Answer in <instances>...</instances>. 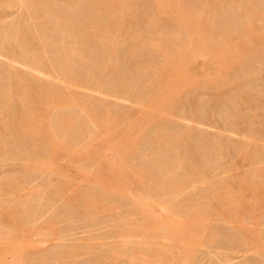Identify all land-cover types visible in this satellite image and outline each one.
<instances>
[{
  "label": "rangeland",
  "instance_id": "374dc122",
  "mask_svg": "<svg viewBox=\"0 0 264 264\" xmlns=\"http://www.w3.org/2000/svg\"><path fill=\"white\" fill-rule=\"evenodd\" d=\"M108 1L0 0V264H264V0Z\"/></svg>",
  "mask_w": 264,
  "mask_h": 264
},
{
  "label": "bare ground",
  "instance_id": "6f19581e",
  "mask_svg": "<svg viewBox=\"0 0 264 264\" xmlns=\"http://www.w3.org/2000/svg\"><path fill=\"white\" fill-rule=\"evenodd\" d=\"M109 1H110V0H109ZM109 1H108V2H109ZM179 3H180V2H179ZM162 4H163V3H162ZM176 5H178V4H176ZM163 6H164V5H163ZM166 6H167V5H166ZM170 6H171V5H170ZM101 10H102V9H101ZM101 10H100V11H101ZM190 10H191V9H190ZM190 10H189V11H190ZM179 11H180V10H179ZM187 12H188V11H187ZM254 12H255V11H254ZM108 13H109V11H108ZM234 13H235V11H234ZM256 13H257V12H256ZM186 14H187V13H186ZM188 14H189V13H188ZM204 15H205V14H204ZM102 16H103V15H102ZM107 16H109V15H107ZM178 16H179V15H178ZM241 16H242V15H241ZM187 18H188V17H187ZM196 19H197V18H196ZM92 20H93V19H92ZM107 20H108V19H107ZM93 21H94V20H93ZM97 21H98V20H97ZM98 22H99V21H98ZM203 22H204V21H203ZM207 22H208V21H207ZM90 23H92V21H91ZM95 24H96V23H95ZM198 24H199V23H198ZM203 24H204V23H203ZM196 26H197V25H196ZM202 26H203V25H202ZM204 26H205V25H204ZM253 26H254V25H253ZM186 27H187V26H186ZM198 27H199V26H198ZM247 27H248V26H247ZM249 27L251 28L252 26L249 25ZM200 28H201V27H200ZM250 28H249V29H250ZM90 29H91V27H90ZM108 29H109V28H108ZM202 29H203V28H202ZM252 29H253V28H252ZM246 30H247V29H246ZM219 31H220V30H219ZM250 33H251V32H250ZM248 34H249V33H248ZM253 34H254V32H253ZM224 35H225V34H224ZM94 36H95V35H94ZM94 36H93V37H94ZM251 37H252V36H251ZM228 38H229V37H228ZM192 39H193V38H192ZM196 39H197V38H196ZM226 40H227V39H226ZM244 40H245V39H244ZM224 41H225V40H224ZM235 41H236V40H235ZM244 42H245V41H244ZM233 43H234V42H233ZM211 45H212V44H211ZM212 47H213V46H212ZM69 50H70V49H69ZM211 51H212V50H211ZM78 56H79V55H78ZM75 57H76V56H75ZM183 58H185V57H183ZM185 59H186V58H185ZM99 60H100V59H99ZM171 64H172V63H171ZM99 66H100V65H99ZM178 67H179V66H178ZM166 68H167V67H166ZM167 69H168V68H167ZM178 69H179V68H178ZM165 70H166V69H165ZM162 72H163V71H162ZM163 73H164V72H163ZM163 73H162V74H163ZM210 84H211V81H210ZM210 84H209V85H210ZM207 86H208V85H207ZM178 138H179V137H178Z\"/></svg>",
  "mask_w": 264,
  "mask_h": 264
}]
</instances>
